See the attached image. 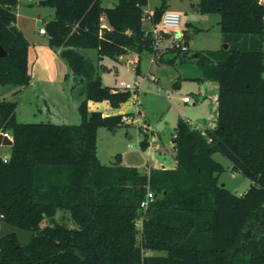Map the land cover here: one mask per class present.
<instances>
[{
  "label": "trees",
  "instance_id": "trees-1",
  "mask_svg": "<svg viewBox=\"0 0 264 264\" xmlns=\"http://www.w3.org/2000/svg\"><path fill=\"white\" fill-rule=\"evenodd\" d=\"M148 0H47L55 17L46 26L48 46L60 50L74 85L81 123L23 124L17 102L0 101V146L11 148L0 160V220L30 234L27 245L16 233L0 237V264H264V4L259 0H199L203 14L221 16L228 49L197 53L200 81L216 82V126L205 130L179 120L175 166L145 174L116 157L112 166L98 157L99 128L116 130L135 113L122 109L138 98V88L103 85L83 49L115 61L132 51L135 71L154 50L143 24ZM18 0H0V87L31 82L29 42L17 28ZM166 0L150 17L157 26ZM180 55L181 48H172ZM174 64L175 58H160ZM104 109V111H103ZM111 110V111H110ZM141 112L138 110V114ZM140 148L150 147L139 126ZM221 154L252 186L239 196L219 184ZM154 201L141 207L147 193ZM67 213L75 228L54 222ZM3 216V218H1ZM141 222V229L137 225Z\"/></svg>",
  "mask_w": 264,
  "mask_h": 264
},
{
  "label": "rangeland",
  "instance_id": "rangeland-1",
  "mask_svg": "<svg viewBox=\"0 0 264 264\" xmlns=\"http://www.w3.org/2000/svg\"><path fill=\"white\" fill-rule=\"evenodd\" d=\"M45 1L47 0H18L15 10L16 26L29 42L28 64L32 78L31 83L22 91H17L18 88L12 86L0 87V100L12 101L14 99L12 95L18 97L16 112L18 123L77 125L81 123L78 104L75 106L74 97L67 91V87L74 85L75 81L71 75L67 81L64 79L70 74V69L60 56V50L47 46V36L39 34V29L46 28L55 17V8L45 5ZM118 1L102 0V6L114 8ZM162 4L163 0H148L143 16V24L147 29L153 27L147 16H151ZM198 4L199 0H166L167 11L177 12L181 16L180 26L177 29H164L163 34H160L161 41L157 50L142 57L140 67L146 78L144 80L135 71L134 59L129 58L130 56L137 58L132 51L128 53V58L115 61L108 57L100 59L96 49L81 50V54L89 59L100 75L103 85L122 89L120 82H125L139 91L138 98L131 100L122 109L127 113H135L133 118L135 122L116 130L99 128L97 131L98 157L103 165H114L119 155L122 165L138 169L141 174H145L160 154L165 163L173 161L171 134H175L180 119L201 130L209 128V123L217 118L212 96L208 94L202 96L201 88L204 87V81L198 80L201 73L194 62V56L197 53L223 48L225 44L219 26L221 16L201 13ZM155 27H160V24ZM177 45L186 46L187 51L177 55L172 51ZM45 46L51 53L40 52L37 61L35 51L38 52L39 48ZM161 57L167 60L175 58V62L174 64L160 62ZM115 70L118 71V75L115 74ZM178 96L189 97L191 103L186 106L181 104L179 107ZM207 118L208 121H205ZM139 126L144 127L149 133L151 144L145 152L140 148ZM10 154L9 147L0 146L1 156L10 157ZM213 158L224 168L219 176L220 185L239 196L250 189L252 182L234 172L229 160L219 153L214 154ZM54 222L72 229L76 227L70 216L64 212L56 215ZM137 228L141 229L140 221ZM9 233H16L23 246L30 241L28 232L0 220V237Z\"/></svg>",
  "mask_w": 264,
  "mask_h": 264
},
{
  "label": "built area",
  "instance_id": "built-area-1",
  "mask_svg": "<svg viewBox=\"0 0 264 264\" xmlns=\"http://www.w3.org/2000/svg\"><path fill=\"white\" fill-rule=\"evenodd\" d=\"M150 15L147 16L148 21L150 22ZM180 22H181V16L177 13V12H173V11H166L162 17L161 23H160V27H151L149 29H147V35L151 34L152 37L154 38V50H157L158 48V43L161 41V36L160 34H163V30L164 29H177L180 26ZM39 33L41 35H46V28L42 27L39 29ZM176 47L181 48L182 51H187V47L186 46H179L177 45ZM120 87L124 90H133L135 89L133 87V85L125 83V82H120ZM183 102L185 103H190L191 99L189 97H185L183 99ZM127 125L132 124L133 122H135L134 119L132 118H128L125 120ZM137 123V121H136ZM0 136L4 137V138H8L11 141L13 140L12 135L9 132L3 131L2 129H0ZM11 157V156H10ZM10 157L3 155H0V160L4 163H7L10 160ZM154 201V196L153 194L149 191L147 193L146 199L142 202L141 207L143 209H146L149 204H151ZM1 218H3V216H1Z\"/></svg>",
  "mask_w": 264,
  "mask_h": 264
},
{
  "label": "crops",
  "instance_id": "crops-1",
  "mask_svg": "<svg viewBox=\"0 0 264 264\" xmlns=\"http://www.w3.org/2000/svg\"><path fill=\"white\" fill-rule=\"evenodd\" d=\"M260 1V3H262V4H264V0H259ZM146 28V27H145ZM40 34V33H39ZM41 35V34H40ZM41 36H46V35H41ZM47 42V41H46ZM47 46H48V42H47ZM51 50H49L48 48H46V46L45 47H41V48H39V51L38 52H36L35 51V53H34V56H35V58H36V60L38 61L39 60V56H38V54L40 53V52H42L43 54L45 53V54H48V53H51L50 52ZM49 57H53V56H49ZM122 58H120L119 59V61L121 60ZM115 74L116 75H118V71H116L115 70ZM140 76L143 78V80L144 79H146L145 77H144V75L142 74V72L140 73ZM31 78H32V75H31ZM65 79V78H64ZM31 83V82H30ZM26 87H24V88H21V89H18L17 91H22L23 89H25ZM218 90H219V86H218V84L216 83V82H212V81H204V87L203 88H201V92H202V96H205V95H209V96H212V98H213V100H214V111L217 113V108H218ZM69 93V92H68ZM14 94V93H13ZM70 95V94H69ZM13 96V100L15 101V102H17V104L19 103L18 102V97L16 96V95H12ZM10 98H12V97H10ZM185 98V96H178L177 97V101H178V106L180 107V105L181 104H183V105H189L190 103H185V102H183V99ZM12 100V101H13ZM1 101V100H0ZM78 104V101H76L75 100V106ZM175 106H177L176 104H175ZM216 120H217V118L216 119H214L213 121H211L209 124V128H213V127H215L216 126ZM205 121H208V118L205 120ZM191 124V123H190ZM192 125V124H191ZM201 130H205V128H203V129H201ZM171 137H172V145H170V147L172 146V148H173V152L174 153H172V155L174 156V158H175V151H174V141H175V137H176V132H175V134H171ZM151 144V143H150ZM10 148V147H9ZM10 150H11V148H10ZM158 150H159V148H158ZM10 156H11V154H10ZM162 154H160L159 156H157V159L153 162V166H151L150 168H162V167H169V168H172L173 166H175V161H174V158H173V161L171 162V163H169V164H167V163H165L164 161H162ZM149 164H150V162H149ZM149 171V170H148Z\"/></svg>",
  "mask_w": 264,
  "mask_h": 264
},
{
  "label": "water",
  "instance_id": "water-1",
  "mask_svg": "<svg viewBox=\"0 0 264 264\" xmlns=\"http://www.w3.org/2000/svg\"><path fill=\"white\" fill-rule=\"evenodd\" d=\"M223 48L225 49V50H227L228 49V45H224L223 46ZM7 55V52L3 49V47L2 46H0V56L1 57H5Z\"/></svg>",
  "mask_w": 264,
  "mask_h": 264
}]
</instances>
